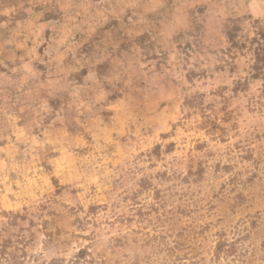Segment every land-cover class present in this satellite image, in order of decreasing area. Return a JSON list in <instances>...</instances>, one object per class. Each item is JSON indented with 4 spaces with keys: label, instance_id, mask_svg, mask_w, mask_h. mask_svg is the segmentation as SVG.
<instances>
[{
    "label": "rangeland",
    "instance_id": "obj_1",
    "mask_svg": "<svg viewBox=\"0 0 264 264\" xmlns=\"http://www.w3.org/2000/svg\"><path fill=\"white\" fill-rule=\"evenodd\" d=\"M0 264H264V0H0Z\"/></svg>",
    "mask_w": 264,
    "mask_h": 264
}]
</instances>
